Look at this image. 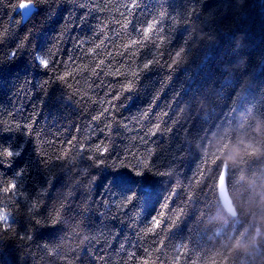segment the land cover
<instances>
[{
    "label": "trees",
    "instance_id": "trees-1",
    "mask_svg": "<svg viewBox=\"0 0 264 264\" xmlns=\"http://www.w3.org/2000/svg\"><path fill=\"white\" fill-rule=\"evenodd\" d=\"M19 2L0 264H264V0Z\"/></svg>",
    "mask_w": 264,
    "mask_h": 264
},
{
    "label": "snow or ice",
    "instance_id": "snow-or-ice-1",
    "mask_svg": "<svg viewBox=\"0 0 264 264\" xmlns=\"http://www.w3.org/2000/svg\"><path fill=\"white\" fill-rule=\"evenodd\" d=\"M9 2H11V0H9ZM37 2H38V0H20V2L16 5L15 9L18 8L21 11H26V10L32 8V6ZM133 7H135V5H133ZM151 27L152 26L149 25V29H151ZM97 47H99V45ZM13 55H15V53ZM37 58H39V57H37ZM39 63L45 67L48 66V60L47 59H39ZM145 67H148V65L146 64ZM6 155L8 157H11L13 155V153L11 151H7Z\"/></svg>",
    "mask_w": 264,
    "mask_h": 264
},
{
    "label": "water",
    "instance_id": "water-1",
    "mask_svg": "<svg viewBox=\"0 0 264 264\" xmlns=\"http://www.w3.org/2000/svg\"><path fill=\"white\" fill-rule=\"evenodd\" d=\"M19 11H21V10H19ZM21 12L24 15V18H27L30 14V9H28L26 11H21ZM219 196H220V199H221L223 205L225 206V208L230 213H232L233 212L232 207H231L230 200H229L228 195H227L226 190H225V185H224L223 179H221L219 182Z\"/></svg>",
    "mask_w": 264,
    "mask_h": 264
}]
</instances>
